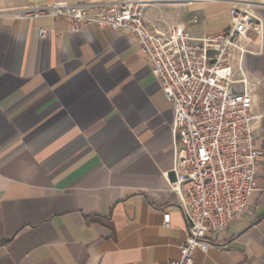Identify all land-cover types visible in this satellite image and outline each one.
<instances>
[{"label":"crops","instance_id":"1","mask_svg":"<svg viewBox=\"0 0 264 264\" xmlns=\"http://www.w3.org/2000/svg\"><path fill=\"white\" fill-rule=\"evenodd\" d=\"M102 1L118 0H0V264L180 259L188 226L173 189L175 111L137 38L97 24L71 33L65 19L14 12ZM188 4L174 20L197 39L227 30L234 6L264 22V0ZM157 6L147 19L171 26ZM234 59L259 85L254 111L264 115V33L239 39ZM256 137L264 150V119ZM249 204L225 233L208 235L195 264H264V157Z\"/></svg>","mask_w":264,"mask_h":264},{"label":"built area","instance_id":"2","mask_svg":"<svg viewBox=\"0 0 264 264\" xmlns=\"http://www.w3.org/2000/svg\"><path fill=\"white\" fill-rule=\"evenodd\" d=\"M144 0L31 5L14 11L21 19H65L71 33L97 24L132 33L140 44L166 100L175 111L174 191L188 229L180 259L195 264L211 246L209 234H223L250 211L260 160L256 131L264 115L254 111L259 85L234 67L239 39L264 33L263 20L250 5L231 8L230 26L201 39L181 25L167 29L147 19ZM39 35L44 37L45 30ZM171 215L164 216L170 225Z\"/></svg>","mask_w":264,"mask_h":264},{"label":"rangeland","instance_id":"3","mask_svg":"<svg viewBox=\"0 0 264 264\" xmlns=\"http://www.w3.org/2000/svg\"><path fill=\"white\" fill-rule=\"evenodd\" d=\"M182 1H179V2H174V1H152V2H149L148 3V6L146 7V13L148 12V10L151 8V7H154V5H158L157 8L161 9L163 11V15L165 16V18L168 16V19H170V22H168L169 25L171 26H174V25H179V22L178 21H181L183 20L186 15L184 14H181V9H185V7H189L190 2H187L186 1V4H183L181 3ZM166 11V13H165ZM149 14V13H148ZM181 14V15H180ZM181 17V18H180ZM177 19V20H174ZM148 19L150 22H152L149 18V15H148ZM163 27H166L169 28L171 26H168L167 27V23L165 21H162L160 23H158Z\"/></svg>","mask_w":264,"mask_h":264},{"label":"bare ground","instance_id":"4","mask_svg":"<svg viewBox=\"0 0 264 264\" xmlns=\"http://www.w3.org/2000/svg\"><path fill=\"white\" fill-rule=\"evenodd\" d=\"M144 1H146V2H152V1H166V0H144ZM167 1H174V2H179V1H187V2H194V1H197V0H167ZM201 1V0H200ZM203 1V0H202ZM206 1V0H205ZM213 1V0H212Z\"/></svg>","mask_w":264,"mask_h":264}]
</instances>
